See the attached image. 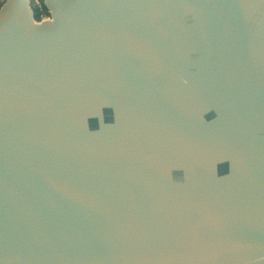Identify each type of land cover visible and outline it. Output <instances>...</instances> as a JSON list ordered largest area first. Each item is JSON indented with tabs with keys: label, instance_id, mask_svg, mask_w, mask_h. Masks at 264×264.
I'll return each instance as SVG.
<instances>
[{
	"label": "water",
	"instance_id": "obj_1",
	"mask_svg": "<svg viewBox=\"0 0 264 264\" xmlns=\"http://www.w3.org/2000/svg\"><path fill=\"white\" fill-rule=\"evenodd\" d=\"M0 8V264H264V0Z\"/></svg>",
	"mask_w": 264,
	"mask_h": 264
},
{
	"label": "trees",
	"instance_id": "obj_2",
	"mask_svg": "<svg viewBox=\"0 0 264 264\" xmlns=\"http://www.w3.org/2000/svg\"><path fill=\"white\" fill-rule=\"evenodd\" d=\"M32 8H33L34 16L37 20H40L41 17L44 15H49V11L47 7L44 5V3L42 4L41 7L32 6Z\"/></svg>",
	"mask_w": 264,
	"mask_h": 264
},
{
	"label": "built area",
	"instance_id": "obj_3",
	"mask_svg": "<svg viewBox=\"0 0 264 264\" xmlns=\"http://www.w3.org/2000/svg\"><path fill=\"white\" fill-rule=\"evenodd\" d=\"M29 1H30L31 6H34V7H41L42 4L44 3L43 0H29ZM3 3H4V0H0V8ZM46 17H49V15H44L41 17V19H44Z\"/></svg>",
	"mask_w": 264,
	"mask_h": 264
}]
</instances>
